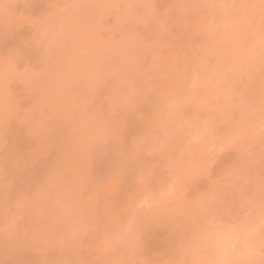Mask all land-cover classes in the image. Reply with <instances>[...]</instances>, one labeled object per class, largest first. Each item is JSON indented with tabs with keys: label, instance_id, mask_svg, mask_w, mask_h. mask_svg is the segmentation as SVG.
<instances>
[{
	"label": "rangeland",
	"instance_id": "374dc122",
	"mask_svg": "<svg viewBox=\"0 0 264 264\" xmlns=\"http://www.w3.org/2000/svg\"><path fill=\"white\" fill-rule=\"evenodd\" d=\"M264 264V0H0V264Z\"/></svg>",
	"mask_w": 264,
	"mask_h": 264
},
{
	"label": "clouds",
	"instance_id": "9594fccd",
	"mask_svg": "<svg viewBox=\"0 0 264 264\" xmlns=\"http://www.w3.org/2000/svg\"><path fill=\"white\" fill-rule=\"evenodd\" d=\"M213 264H234V262L227 260V259H220V260L214 261Z\"/></svg>",
	"mask_w": 264,
	"mask_h": 264
}]
</instances>
